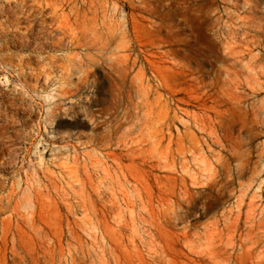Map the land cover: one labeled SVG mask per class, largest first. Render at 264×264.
<instances>
[{
	"label": "rangeland",
	"instance_id": "obj_1",
	"mask_svg": "<svg viewBox=\"0 0 264 264\" xmlns=\"http://www.w3.org/2000/svg\"><path fill=\"white\" fill-rule=\"evenodd\" d=\"M255 1L258 5L252 13L245 12L241 3L225 10L222 0H206L199 12L186 14L179 0L158 7L166 21L184 19L186 46L205 68L214 72L219 64L232 65L233 58L224 50L226 42L245 56L228 84L242 100V112L233 118L241 131L245 164L237 168L232 160L226 186L208 191V183L225 178L220 146L204 142L203 148L188 151L186 157H175L176 173L197 189L182 212L183 219H170L174 201L168 194L161 202L145 201L125 176L134 170L129 160L121 169L108 155L139 143L151 151L144 140L152 131L149 107L135 106L136 97L127 108L117 110L118 123L112 129L105 125V116L88 111L109 104V82L102 68L96 72L99 101L82 107L76 103L78 95L64 93L67 86L59 68H53L49 78L37 79L34 74L42 62L36 32L45 26L38 10L35 18H22L19 28L0 27V196L6 197L12 187L16 192L11 208L1 217L20 219V227L14 226L7 247L0 250V264H255L264 260V50L250 32L245 33L249 25L264 26V0ZM8 13L11 19L17 16ZM215 13L221 14V31L210 28ZM26 24H32V29ZM109 24V18L82 22L89 39L102 36ZM229 29L235 32L228 33ZM117 40L116 54L126 53L124 40ZM45 48L44 53L54 52L48 44ZM77 51L84 52V47L70 52ZM137 71L138 66L132 74ZM78 75L73 73L71 80L79 81ZM169 84L186 86L174 79ZM227 106L223 108L229 113ZM109 134L112 143L107 141ZM16 201L18 207L12 209ZM30 217L44 232L33 227ZM43 235L53 245L62 244L63 250L33 249L42 244ZM13 241L16 251L10 248ZM214 246L223 249L212 253ZM159 251L166 254L164 260L152 257Z\"/></svg>",
	"mask_w": 264,
	"mask_h": 264
},
{
	"label": "bare ground",
	"instance_id": "obj_2",
	"mask_svg": "<svg viewBox=\"0 0 264 264\" xmlns=\"http://www.w3.org/2000/svg\"><path fill=\"white\" fill-rule=\"evenodd\" d=\"M165 1L169 4L173 0H81L80 3L79 0H0V14L3 17L0 27L3 28L6 24L19 28L22 18H35L38 10L45 26L43 30L36 32L41 38L37 51L42 55V62L34 69V74L37 79L40 76L49 78L53 68H59L62 84L67 86L64 93L70 92L68 97L78 95L76 103L82 107L90 108L99 101L101 87L96 72L102 68L109 82V104L97 111H88L90 114L105 116V125L112 129L118 123L117 110L127 108L136 97L135 106L149 107L152 131L148 132L144 140L151 144V151L147 152L143 144L139 143L136 146L130 145L125 150H113L108 155L121 169L124 160H129L128 166L134 170H129L125 176L145 201L161 202L168 194L174 201L170 219H183L182 212L193 201L194 191L197 189L185 177L176 173L175 157H186L188 151L195 152L196 149L203 148L204 142H214L220 146L225 178L208 183V191L226 186L231 175L232 160L237 161V168L245 164L241 131L233 118L242 112V100L228 86L232 83V74L238 71L236 66L245 56L237 54L230 42H226L224 50L233 58L232 65L219 64L214 72L205 68L186 46L188 33L184 19L179 17L173 22L166 21V15L159 12L158 7ZM205 1L179 0L185 14L189 10L199 12ZM222 1L225 10L231 6H240L241 3L242 9L251 13L258 5L255 0ZM64 6L69 7V10L66 11ZM11 11L17 14L15 18H10L8 12ZM211 16L214 17L210 28L221 31V14ZM88 18L95 21L98 18L104 21L109 18L110 24L102 36L89 39L87 28L82 26V22ZM253 22L254 20L252 24ZM254 25L247 26L245 33L250 32L253 42L261 45L264 50V26ZM25 27L32 29V24H26ZM232 32L235 31L228 30V33ZM117 39L124 40L123 48L127 50L126 53L116 54L115 49L120 47ZM63 41H66V46ZM47 44L54 52L44 53ZM78 47H84V52H70L72 48ZM62 50L66 51L61 55L55 53ZM251 51L252 49L249 53ZM21 60L30 63L29 58ZM137 66L138 71L132 74ZM246 66L252 69L249 62H246ZM75 72L79 73V81L73 82L71 77ZM172 79L186 86H171L169 80ZM31 86L37 89L36 84ZM84 91L86 93L82 94ZM223 105H228L229 113ZM56 110L57 108H51L53 113ZM124 113L127 114V111ZM119 122L121 124L123 121ZM112 129L109 128L110 131ZM196 133H200L201 137H195ZM110 136H106L108 143H112ZM15 193L12 187L6 197L0 196V250L7 247L8 238L14 233V226L20 227L19 218L16 217L14 222L11 215L1 217V214L11 208ZM36 198L38 200L39 197ZM17 207L18 201L12 209ZM29 221L36 230L44 232L35 217H30ZM41 242L42 244L33 245L32 248L48 253H53L56 249L63 250L62 244L53 245L46 235L41 237ZM10 248L17 250L14 241ZM221 249L223 248L214 246L211 252L217 253ZM163 252H155L152 257L164 260L166 254ZM255 264H264V260L257 259Z\"/></svg>",
	"mask_w": 264,
	"mask_h": 264
}]
</instances>
